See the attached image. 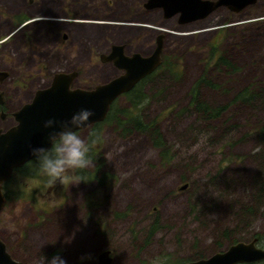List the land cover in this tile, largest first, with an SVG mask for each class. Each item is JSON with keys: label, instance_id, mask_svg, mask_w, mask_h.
I'll list each match as a JSON object with an SVG mask.
<instances>
[{"label": "rangeland", "instance_id": "374dc122", "mask_svg": "<svg viewBox=\"0 0 264 264\" xmlns=\"http://www.w3.org/2000/svg\"><path fill=\"white\" fill-rule=\"evenodd\" d=\"M28 1L0 0V22L7 17L0 24L7 110H18L55 72L78 70L73 87L103 83L118 69L101 63L100 54L113 43L123 44L124 53L148 54L162 31L161 66L139 82L145 99L132 114L156 121L167 158L160 159L151 136L124 132L125 122L110 119L96 131L90 126L80 132L90 158L101 164L98 171L95 162L89 167L93 180L82 181L85 169L77 170L64 185L49 187L39 170L33 178L22 176L35 170L29 163L7 185L10 201L0 215L1 237L12 255L19 257L21 247L37 263L35 255L59 246L54 254L60 252L66 264H77L75 252L84 255L83 264H97L98 251L111 248L114 264H182L225 250L226 230L234 242L259 236L263 247L264 101L234 103L211 120L198 119L189 103L193 90L222 107L246 85L264 86V0L239 12L221 6L183 24L177 14L165 18L161 7L146 9V0H62L67 21L51 39L33 25L11 35L17 14L39 17L29 12ZM213 42L237 71L207 64ZM203 76L213 86L198 82ZM124 96L116 99L117 108L127 107ZM6 120L0 119L1 127Z\"/></svg>", "mask_w": 264, "mask_h": 264}, {"label": "water", "instance_id": "95a60500", "mask_svg": "<svg viewBox=\"0 0 264 264\" xmlns=\"http://www.w3.org/2000/svg\"><path fill=\"white\" fill-rule=\"evenodd\" d=\"M256 0H146L143 7L153 9L161 7L163 16L171 18L177 14L180 24L203 19L224 6L233 12L253 5ZM164 33L161 31L155 39V47L148 56L139 52L124 53V45L113 43L108 52L99 55L101 62L111 63L121 74L93 86L91 89L73 87L78 71L55 72L50 83L36 89L32 98L13 112L14 124L6 130L0 129V212L5 205L3 184L10 179L14 168L21 167L33 159L32 148H49L48 135L59 131V127L45 128L48 120L64 122L82 108L95 113L90 118V126L103 122L113 102L130 91L144 77L161 66V50ZM0 78L7 77L0 71ZM1 102V101H0ZM3 116V115H2ZM187 184L180 189L186 188ZM101 264H109L108 252L98 255ZM264 261V247L256 245V240L240 241L229 245L223 251H216L205 258L193 259L182 264H240ZM0 264H21L12 260L5 243L0 238Z\"/></svg>", "mask_w": 264, "mask_h": 264}, {"label": "trees", "instance_id": "16d2710c", "mask_svg": "<svg viewBox=\"0 0 264 264\" xmlns=\"http://www.w3.org/2000/svg\"><path fill=\"white\" fill-rule=\"evenodd\" d=\"M250 47L252 49V43ZM208 53H209L208 57L212 59V62L207 64H210L209 66H211L212 64L213 69L225 70L227 72H230L229 74H232L238 70V66L235 65L233 62H231L230 57L220 49L218 50V46L215 42L211 44V47L208 49ZM209 69L211 68H208V70ZM198 82H203L206 85L213 86L210 82H207V78L205 76H203ZM141 83H138L130 91L125 93L124 98H126L128 102L127 107L117 108L115 103L116 100H115L111 105L107 113V117L104 119V121L99 123H94L91 127L92 130L96 131L98 128L97 126L102 125V123L107 122L110 119L116 122L118 126H122V122H125L126 126H123L121 128L123 129V131L125 129L124 132H128V131L132 132L136 130L138 132H142L151 136L152 145H154L155 148H158L160 150L159 153L160 159H165L167 158V149L165 148L166 142L164 136H162L160 127L158 126V124H156V121L144 122L141 118H139V116L137 115L135 116L134 114H132V112L136 110L139 104H141L145 99V95L139 86V84ZM215 88H219V86H215ZM232 98L233 99L230 102V104L222 105V107L212 106L211 104L209 105L203 100L199 99L195 94V90H193L189 107L191 108V111L196 115L198 119L200 118L201 120L203 119L211 120L222 116L223 112L226 111L225 109L229 105H234V103L242 104V105L245 104L255 105L257 102L264 101V86L262 87V85H259L258 87H254L248 84L243 89L236 91ZM94 162L96 163V168H97L96 170L98 171L101 168V164L100 162H98V158H96ZM29 163L35 166V170L28 171L24 173L22 176L24 177V175H26L27 177H31V178L35 177L36 175L34 174L36 173L37 170H39V164L35 160V158H33V160L31 159L30 161L24 163V165H22L21 167L14 168L12 171V175L10 176V179L3 184L4 196L8 202L10 201V196H9L10 192L6 188L7 185L10 184L13 180H15L14 178L15 176H20L19 174H22L24 172V170L27 168ZM79 178L82 181H90L94 179V176H92L91 174H89L88 171L85 170L83 175H80ZM225 236L227 240V230L225 231ZM232 243H236L234 242V239ZM261 263L264 262L261 261Z\"/></svg>", "mask_w": 264, "mask_h": 264}, {"label": "clouds", "instance_id": "9594fccd", "mask_svg": "<svg viewBox=\"0 0 264 264\" xmlns=\"http://www.w3.org/2000/svg\"><path fill=\"white\" fill-rule=\"evenodd\" d=\"M94 115L90 109L82 108L68 121L45 122L46 129L55 125L60 130L49 133V148H32L31 153L39 164L41 174L48 177L49 187H53L57 181L64 185L69 173L93 166L94 162L89 156V144L80 132L90 127V118ZM65 242H70V239ZM41 264H66V261L57 254L51 259L43 257Z\"/></svg>", "mask_w": 264, "mask_h": 264}, {"label": "flooded vegetation", "instance_id": "af4514ba", "mask_svg": "<svg viewBox=\"0 0 264 264\" xmlns=\"http://www.w3.org/2000/svg\"><path fill=\"white\" fill-rule=\"evenodd\" d=\"M56 1L57 0H29L28 1L29 4L32 5V9L29 10V12H31V14H33L34 16H39V17H31L30 19H27L28 17H27V15L25 13L17 14L16 15V19H14V20L11 19L10 20V24H12V26H15L10 31V33L13 30H14L15 33H17V31H20V30L25 31L28 28L29 25H33V27H32L33 31L41 32V35L46 36L48 39L53 38V35L55 36V33L58 34V27L64 26L63 23L65 21H67L66 18L68 17V15L66 13V10H65V5L66 4L63 3L62 0H58V2H56ZM17 9L23 10L25 12L24 9L20 8V6H18ZM78 15H80V14H78ZM83 16L84 17H88V16H85V15H83ZM6 18L7 17L5 16L3 18L4 21H1L0 24H4L6 22ZM79 21H83V20H79ZM18 26H20V28L16 29ZM54 28L56 30H54ZM14 34L11 33V35H14ZM66 37H67V35L63 34V39H65ZM3 39H4V37L0 36V42L4 41ZM149 53L148 54H142V55L148 56ZM126 54H128V53H126ZM129 54H131V53H129ZM104 63H106V62H104ZM108 64H111V63H108ZM71 70H73V69H71ZM74 70H76V69H74ZM0 71L2 72V67L1 66H0ZM68 71H70V70H68ZM119 74H121V71L117 70V73L114 74V76L109 78L108 80L114 78L115 76H117ZM0 76H1V74H0ZM149 78L150 77L148 75V76L144 77L141 80V82H144L145 80H147ZM75 80H74V82H75ZM6 81H7L6 77L0 78V101H1L0 102V119H3V120L7 119L6 120V124L3 127L0 126L1 130H6L11 125L14 124L13 111L12 112L8 111L7 107H6L7 103H8V99H7L6 95H5L6 94L5 93L6 92L5 88L7 87ZM73 86H74V83H73ZM85 170L93 173V168L92 169L87 168ZM2 190H3V188H2ZM8 203L9 202L5 198V205L2 208V211L4 210V208L6 207V205ZM2 211L0 212V215H1ZM0 238L5 243L6 249L8 250L12 260L18 261L21 264H41V262L43 260V257H45L47 259H51L54 255H56V254H54V252L56 250L60 249L59 246H52L51 249H49L47 251H43L42 255H41V253L35 255L34 259L37 261V263H36L33 260H30L28 257L25 258V253L23 252V248H21V247H17L16 248L17 252H19V257H17V256L14 257V255H12L13 252L10 249H8L6 241L3 239V237H1V233H0ZM253 239L256 240L257 247H260L259 246L260 237L259 236H254V237L251 238V240H253ZM227 240L230 241V245H231L233 239H231V236L228 234V231H227ZM247 242H250V241H247ZM263 247H260V248H263ZM62 251H63V249H62ZM102 252H108V256L110 258V263L109 264H114L117 256L115 255L113 249H111V248L110 249H102V250L98 251L97 256H96L97 257L96 258L97 264H101L98 255L101 254ZM75 254L79 255L78 256L79 260H78L77 264L78 263L79 264H83L85 262L84 255L81 252H75ZM75 254H74V256H75ZM59 255H61L60 252H59ZM261 261H263V260L253 261L252 263H258V262H261ZM252 263H240V264H252Z\"/></svg>", "mask_w": 264, "mask_h": 264}, {"label": "bare ground", "instance_id": "6f19581e", "mask_svg": "<svg viewBox=\"0 0 264 264\" xmlns=\"http://www.w3.org/2000/svg\"><path fill=\"white\" fill-rule=\"evenodd\" d=\"M237 243V242H236Z\"/></svg>", "mask_w": 264, "mask_h": 264}]
</instances>
